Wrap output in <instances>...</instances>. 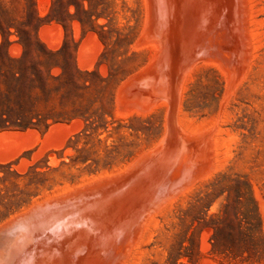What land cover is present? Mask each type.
<instances>
[{
	"label": "rangeland",
	"instance_id": "1",
	"mask_svg": "<svg viewBox=\"0 0 264 264\" xmlns=\"http://www.w3.org/2000/svg\"><path fill=\"white\" fill-rule=\"evenodd\" d=\"M0 264H264V0H0Z\"/></svg>",
	"mask_w": 264,
	"mask_h": 264
},
{
	"label": "bare ground",
	"instance_id": "2",
	"mask_svg": "<svg viewBox=\"0 0 264 264\" xmlns=\"http://www.w3.org/2000/svg\"><path fill=\"white\" fill-rule=\"evenodd\" d=\"M196 1V0H195ZM204 14V13H203ZM202 16V15H201ZM175 17V16H174ZM203 17H204V15H203ZM175 21V20H174ZM185 21H187V20H185ZM175 23V22H174ZM191 23V22H190ZM188 25V24H187ZM189 27V26H188ZM172 29V28H171ZM185 30V29H184ZM189 31V30H188ZM196 31V30H195ZM172 33H174V32H172ZM184 33V32H183ZM173 38V37H172ZM182 43V42H181ZM167 44V43H166ZM170 44H174V42H172V43H170ZM169 44V45H170ZM169 45H167V46H169ZM181 45V44H180ZM171 46V45H170ZM179 49H180V46H179ZM169 51V50H168ZM179 52V51H178ZM187 52V51H186ZM179 54V53H178ZM169 55V54H168ZM166 57H169V56H166ZM164 59V58H163ZM187 60V59H186ZM185 60V61H186ZM165 62V61H164ZM167 62V61H166ZM168 63H169V61H168ZM186 64V63H185ZM185 64H183V65H185ZM166 65H167V63H166ZM165 66V65H164ZM186 66V65H185ZM166 68V67H165ZM166 71V70H165ZM179 71V70H178ZM182 72V71H181ZM180 73V72H179ZM170 76V75H169ZM182 76V75H181ZM167 78V77H166ZM170 78V77H169ZM169 81V80H168ZM176 81V80H175ZM181 82V81H180ZM169 82H167L166 84H168ZM176 85H178V84H176ZM166 86H168V85H166ZM167 89V88H166ZM177 90V89H176ZM173 91V90H172ZM167 93V92H166ZM173 93V92H172ZM173 95V94H172ZM170 100H172V99H170ZM171 102V101H170ZM180 105V104H179ZM169 109V108H168ZM178 111H179V109H178ZM178 111H177V113H178ZM171 114H173V113H171ZM168 117V116H167ZM178 117V116H177ZM178 127V126H177ZM180 130V129H179ZM178 139V138H177ZM102 210V209H101ZM108 210H110L109 208L107 209V207H106V211H108ZM105 211V209L103 210V212ZM105 215V214H104Z\"/></svg>",
	"mask_w": 264,
	"mask_h": 264
},
{
	"label": "trees",
	"instance_id": "3",
	"mask_svg": "<svg viewBox=\"0 0 264 264\" xmlns=\"http://www.w3.org/2000/svg\"><path fill=\"white\" fill-rule=\"evenodd\" d=\"M20 73L18 72V71H13L12 72V76H13V78H15V79H17L18 78V75H19ZM3 120H4V122H5V128H9V127H12V126H16V125H18L19 124V122L17 121L16 123H14V125L13 124H11V125H9V124H7V120L5 119V118H2Z\"/></svg>",
	"mask_w": 264,
	"mask_h": 264
}]
</instances>
